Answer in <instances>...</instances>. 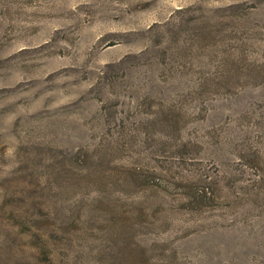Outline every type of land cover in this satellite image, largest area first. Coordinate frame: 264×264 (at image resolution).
I'll return each instance as SVG.
<instances>
[{
    "label": "rangeland",
    "instance_id": "obj_1",
    "mask_svg": "<svg viewBox=\"0 0 264 264\" xmlns=\"http://www.w3.org/2000/svg\"><path fill=\"white\" fill-rule=\"evenodd\" d=\"M0 264H264V0H0Z\"/></svg>",
    "mask_w": 264,
    "mask_h": 264
},
{
    "label": "trees",
    "instance_id": "obj_2",
    "mask_svg": "<svg viewBox=\"0 0 264 264\" xmlns=\"http://www.w3.org/2000/svg\"><path fill=\"white\" fill-rule=\"evenodd\" d=\"M142 181L145 184V179H142ZM207 192L208 191L206 189H204V188H202V189H195L192 195H188L187 196V201L188 202H191V204H193L194 202L201 201V199L206 196Z\"/></svg>",
    "mask_w": 264,
    "mask_h": 264
}]
</instances>
